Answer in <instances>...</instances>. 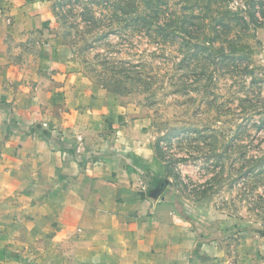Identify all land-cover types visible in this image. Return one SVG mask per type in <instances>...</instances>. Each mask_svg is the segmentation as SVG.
<instances>
[{"label":"crops","instance_id":"crops-1","mask_svg":"<svg viewBox=\"0 0 264 264\" xmlns=\"http://www.w3.org/2000/svg\"><path fill=\"white\" fill-rule=\"evenodd\" d=\"M0 5V264H264L262 239H209L167 192L142 119L68 66L46 0Z\"/></svg>","mask_w":264,"mask_h":264},{"label":"rangeland","instance_id":"rangeland-1","mask_svg":"<svg viewBox=\"0 0 264 264\" xmlns=\"http://www.w3.org/2000/svg\"><path fill=\"white\" fill-rule=\"evenodd\" d=\"M46 1L68 66L142 119L207 237L264 242V0Z\"/></svg>","mask_w":264,"mask_h":264},{"label":"trees","instance_id":"trees-1","mask_svg":"<svg viewBox=\"0 0 264 264\" xmlns=\"http://www.w3.org/2000/svg\"><path fill=\"white\" fill-rule=\"evenodd\" d=\"M210 17V19H216V18H212L211 16H209Z\"/></svg>","mask_w":264,"mask_h":264}]
</instances>
